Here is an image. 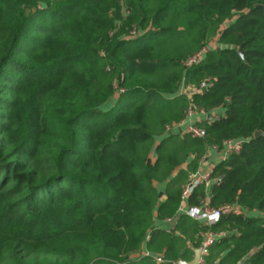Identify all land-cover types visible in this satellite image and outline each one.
Segmentation results:
<instances>
[{"label":"trees","instance_id":"1","mask_svg":"<svg viewBox=\"0 0 264 264\" xmlns=\"http://www.w3.org/2000/svg\"><path fill=\"white\" fill-rule=\"evenodd\" d=\"M191 102L215 114L204 137L167 129ZM257 130L264 0H0V264L191 259L206 226L180 211L182 191L229 138L243 145L214 166L212 204L247 213L223 216L200 264H264Z\"/></svg>","mask_w":264,"mask_h":264},{"label":"built area","instance_id":"2","mask_svg":"<svg viewBox=\"0 0 264 264\" xmlns=\"http://www.w3.org/2000/svg\"><path fill=\"white\" fill-rule=\"evenodd\" d=\"M210 45H214V43ZM210 45L204 46L201 50L196 52L194 55L190 56L186 60L185 64L192 65L195 62H198L199 60H201ZM207 86H209L208 80H204L200 84H183L181 86L180 93H187L189 96H191L193 92L202 91ZM118 89H120L121 91L123 90V88H120V87H118ZM197 111L206 113V111L203 108H198L194 102H191L190 105L188 106L185 118L181 120L183 122L187 121L185 128L179 131L181 134L188 133L194 137L206 136L207 134L206 127L199 124L197 121L193 119V116ZM174 126H168L167 129L172 130ZM224 144H225V154H226L225 159H226L231 153L241 150L242 145H243V139L242 138H229L224 141ZM206 159H207V156L205 154L204 156H202L201 162L205 161ZM213 169H214V166L207 170L198 169L195 172L191 173L189 176L188 182L185 184L183 191H182L183 201L180 207V211L186 212L187 214L192 216L194 219L202 222V224L206 226L201 231L202 238H201L200 247L202 249V252H201L200 263L204 261V256L208 254L210 247L221 236L225 234L223 230L214 229V226L222 220L223 216L231 214V213H244V212L247 213V210L244 209L237 202H226L220 205L212 204L210 186L213 183V181L216 180V178L212 177ZM199 183H205L206 193L204 196L200 198V203L196 205H190L188 204L187 199L189 195L193 192L194 187L198 185ZM173 220H174L173 217L166 218L167 222H173ZM146 253H149V252L146 251ZM156 259L158 261H163L164 257L163 255L158 254L156 255ZM172 264H180V263L178 260H173Z\"/></svg>","mask_w":264,"mask_h":264},{"label":"crops","instance_id":"3","mask_svg":"<svg viewBox=\"0 0 264 264\" xmlns=\"http://www.w3.org/2000/svg\"><path fill=\"white\" fill-rule=\"evenodd\" d=\"M214 113V112H213ZM208 117V112L204 113V112H201V111H197L194 116H193V119L197 122H200L202 121L205 117ZM186 122H183V121H179L175 126H174V129L176 131H180L182 130L183 128H185L186 126ZM206 156H207V159L203 162H201L200 160V165H199V168L198 169H201V170H207L213 166H215L218 162H220L221 160L225 159V144L223 143L221 146L220 145H213L211 147L208 148L207 152L205 153ZM204 154V155H205ZM210 189H211V186H210ZM189 204V203H188ZM250 214H253L254 212H249ZM200 222V221H199ZM202 224V222H200ZM164 226L169 228L172 224V222H167L165 221L164 223ZM196 248V247H194ZM193 248V250H194ZM146 252V251H145ZM195 255V251H194V254H193V257ZM192 257V258H193ZM191 258V259H192ZM186 260H190V259H186ZM219 260V259H218ZM218 260H216V263L215 264H218Z\"/></svg>","mask_w":264,"mask_h":264},{"label":"water","instance_id":"4","mask_svg":"<svg viewBox=\"0 0 264 264\" xmlns=\"http://www.w3.org/2000/svg\"><path fill=\"white\" fill-rule=\"evenodd\" d=\"M240 52L242 53V46L240 47ZM215 117V114L213 112H208V118L209 119H213ZM264 131L263 130H257L255 132V136H259L260 134H263ZM195 251V255L192 259L190 260H186V259H180L179 263L180 264H199L200 263V259H201V252L202 249L200 246L194 248ZM246 257H249L248 255Z\"/></svg>","mask_w":264,"mask_h":264}]
</instances>
